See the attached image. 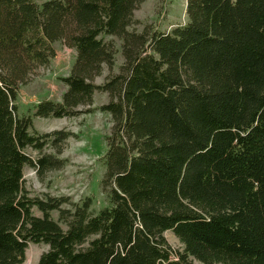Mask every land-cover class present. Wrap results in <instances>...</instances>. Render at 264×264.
I'll return each mask as SVG.
<instances>
[{"label": "trees", "instance_id": "trees-1", "mask_svg": "<svg viewBox=\"0 0 264 264\" xmlns=\"http://www.w3.org/2000/svg\"><path fill=\"white\" fill-rule=\"evenodd\" d=\"M143 1L0 0V264L21 263L30 242L47 245L35 264H264V0H187L184 23L137 31ZM108 36L123 61L98 84L116 64ZM56 41L75 53L56 77L65 88L32 115H110L97 211L91 195L24 187L25 166L63 164L27 150L60 153L73 135L36 131L15 103ZM96 91L109 101L93 106Z\"/></svg>", "mask_w": 264, "mask_h": 264}, {"label": "rangeland", "instance_id": "rangeland-1", "mask_svg": "<svg viewBox=\"0 0 264 264\" xmlns=\"http://www.w3.org/2000/svg\"><path fill=\"white\" fill-rule=\"evenodd\" d=\"M40 2V0H35ZM187 0H145L134 11L138 20L133 27L142 31L147 26L156 27L161 31H169L187 20ZM117 48L116 64L112 69L104 66L103 73L95 79V83H103L107 77L119 72L123 61L120 52V41L113 36ZM55 56L45 67H37L26 84L18 87L16 98L17 113L31 116L32 127L38 132L50 130H65L73 135L67 137L60 153L44 147L41 152L28 149L32 158L39 154H52L63 160L59 168L37 173L35 168L25 166L22 170L24 187L29 196H42L47 193L52 196H67L71 201H78L86 196H93V210L97 211L107 204L106 193L101 187L104 166L101 157L106 151L105 135L112 127V119L106 112L96 110L93 113H79L72 117L41 118L32 115L33 105L41 99L58 101L64 90V85L56 79L67 75L74 59V50L65 47L60 41L53 43ZM110 97L107 92L96 91L93 96V106L107 103ZM34 214L38 215L36 210ZM55 217L56 213L52 212ZM167 242L175 250H181L182 244L171 232L163 233ZM47 249L43 243H28L24 250V259L19 264H35L39 255Z\"/></svg>", "mask_w": 264, "mask_h": 264}]
</instances>
